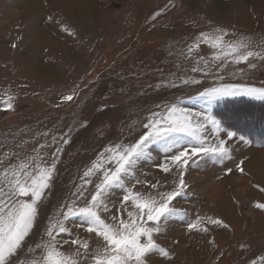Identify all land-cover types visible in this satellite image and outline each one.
<instances>
[{
	"label": "rangeland",
	"instance_id": "1",
	"mask_svg": "<svg viewBox=\"0 0 264 264\" xmlns=\"http://www.w3.org/2000/svg\"><path fill=\"white\" fill-rule=\"evenodd\" d=\"M216 28L264 52V0H0V160L13 153H42L47 159L55 147L61 149L52 185L15 264H26L29 249L75 199L82 172L97 152L134 142L147 131L142 125L151 112L170 104L212 116L220 131L209 123L202 139H225L231 150L226 157L192 156L184 170L171 155L182 146L190 152L198 141L185 137L180 144L150 146L135 171L141 183L128 187L157 196L174 190L183 172L185 190L171 205L180 214L162 220L154 234L171 259L152 253L147 264H253L264 255V209L257 207L264 204V145L245 137L247 142L229 140L231 130L216 117L228 101L264 98L236 95L212 103L200 98L212 87L264 90V59L213 67L208 75L191 72L188 45ZM212 53L201 45L192 55L216 64ZM69 95L71 101L65 99ZM8 103L11 110H5ZM91 191L89 186L85 196ZM121 199L122 190H114L112 213L119 214ZM190 223L197 228L190 230ZM69 226L73 237L87 240L90 250L95 246L94 234ZM63 250L74 249L65 244Z\"/></svg>",
	"mask_w": 264,
	"mask_h": 264
},
{
	"label": "snow or ice",
	"instance_id": "2",
	"mask_svg": "<svg viewBox=\"0 0 264 264\" xmlns=\"http://www.w3.org/2000/svg\"><path fill=\"white\" fill-rule=\"evenodd\" d=\"M201 45L213 50L211 60L216 64L192 55ZM12 46L16 47L15 44ZM250 46V41L229 38L227 31L216 28L210 33H200L199 38L188 45L186 59L192 61L191 72L208 75L213 67L246 63L254 56L264 59V52L250 50ZM188 83V80H184V84ZM257 94L264 98V90L257 92L252 88L212 87L201 91L200 98L212 103L228 96ZM65 99L71 101L73 97L69 95ZM12 107L8 103L5 110ZM209 123L217 132L220 131L219 122L212 116L201 117L200 113L193 114L176 104H170L162 111L151 112L142 125L147 131L142 132L134 142L105 145L82 172V182L73 194L75 199L60 209V215L49 223L44 236L29 249L26 264H147L152 253L171 259L169 251L156 243L154 234L160 231L162 220L167 221L180 214L171 205L184 193L183 172L174 190L158 193L157 196L134 191L128 184L141 183L135 179V171L139 162L148 158L149 148L153 144L167 145L170 141L180 144L185 137L198 141L192 145L190 152L182 146L171 155L173 164L184 170L192 156H228L231 148L227 140L214 138L212 143H206L202 139V133ZM227 138L245 141L243 136L232 131L227 132ZM60 140L68 142L63 137ZM52 143H57L55 137ZM50 146L41 145V148ZM60 154V147H55L47 159L42 153L27 157H16L13 153L0 160V264H15L13 258L32 231L38 206L52 185ZM242 165L243 161L237 164L241 173L244 171ZM163 170H170L167 163L163 165ZM89 186H92V191L85 196ZM116 189L122 190L119 214L112 213L109 207L111 194ZM257 207L264 209V204ZM212 223L221 222L214 220ZM69 224L83 227L94 234L95 246L90 250L87 240L73 237ZM188 227L190 230L196 229L197 224L190 223ZM199 230L208 231L207 228ZM62 234L71 239H61ZM65 244L74 250L64 251ZM253 264H264V255L258 261L254 260Z\"/></svg>",
	"mask_w": 264,
	"mask_h": 264
},
{
	"label": "trees",
	"instance_id": "3",
	"mask_svg": "<svg viewBox=\"0 0 264 264\" xmlns=\"http://www.w3.org/2000/svg\"><path fill=\"white\" fill-rule=\"evenodd\" d=\"M216 117L226 129L255 145H264V102L228 101L216 110Z\"/></svg>",
	"mask_w": 264,
	"mask_h": 264
}]
</instances>
